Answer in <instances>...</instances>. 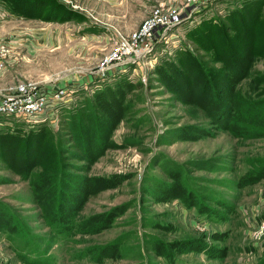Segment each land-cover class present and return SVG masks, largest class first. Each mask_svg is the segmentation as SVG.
<instances>
[{"label":"rangeland","instance_id":"1","mask_svg":"<svg viewBox=\"0 0 264 264\" xmlns=\"http://www.w3.org/2000/svg\"><path fill=\"white\" fill-rule=\"evenodd\" d=\"M49 1L67 9L29 17L0 0V93L26 81L51 93L73 86L57 123H45L52 138L62 114L82 113L106 118L109 145L89 163L66 139L69 180L99 188L64 224L30 183L44 165L24 177L0 151V264H264V0H213L186 19L181 0ZM250 9L255 53L232 76L215 36L225 27L237 42L231 26ZM155 10L181 21L159 30L143 61L98 77L116 49L144 52L148 40L133 35ZM188 54L220 78L228 103L190 101L181 79L194 75L171 72ZM1 128L33 127L0 115Z\"/></svg>","mask_w":264,"mask_h":264},{"label":"trees","instance_id":"2","mask_svg":"<svg viewBox=\"0 0 264 264\" xmlns=\"http://www.w3.org/2000/svg\"><path fill=\"white\" fill-rule=\"evenodd\" d=\"M12 3L15 12L29 17H44L46 13H49L47 15L56 17L58 14H56L55 10L62 12L67 9L59 3L56 4V2L54 3L49 0H12ZM239 16V26H231L236 30L237 42L236 39L227 38L228 36H226L225 32L229 31H225V27L218 28L217 36H215V40L218 39L226 47L223 54H229V57L224 55L223 62L226 68L228 65V69H230L229 74H232V76L235 72L230 71L236 69L235 71L237 72L239 66L255 53L253 42L256 37L255 24L259 18L257 10H244L239 13ZM228 30L230 29L228 28ZM242 42L245 44H242ZM181 64L184 65L186 70L175 66L171 72H187L194 75L191 79L187 77L181 79L186 84L185 89L187 87L190 88L188 91V94L191 95L189 97L190 101L199 102V105H202L206 110L211 109L216 103H221L220 100L223 103L230 101L225 91H219V88H217L220 78L214 76L212 73L203 74V72H206V67L199 57L188 54ZM244 70H247V66ZM207 72L211 71L208 70ZM222 77L230 78L224 75ZM204 100L206 102L202 104L200 101ZM247 103L248 101L239 102V104L246 106ZM235 109L236 106H233L232 110ZM61 117L60 127L63 134L54 139L45 123L38 124L25 131L22 128H16L12 131L1 128L0 151L2 156L7 158V162L11 166L17 167L19 174L24 177H29L34 167L44 165L45 169L31 176L33 178L30 183L33 186V191L42 203H45L46 207L50 210L55 209L54 213L59 217V222L63 221L64 224L63 218L79 210L86 197L93 190L99 188L96 181L95 183L90 181L84 187L83 182L73 184L69 180L70 174L63 168L65 164L64 157L68 154V149L65 147L66 139L70 138V141L78 149L77 152L73 151L72 154L92 163L107 149L109 145V131L107 125L104 123L106 118L101 120L94 116L84 117L82 113L81 118H76V113L73 112L62 114ZM211 117L214 116L212 115ZM226 129H230V126H227ZM91 185L94 186L89 188ZM44 189H46V192ZM112 213L113 211L109 212L108 215H112ZM63 224H57V226L63 227Z\"/></svg>","mask_w":264,"mask_h":264},{"label":"built area","instance_id":"3","mask_svg":"<svg viewBox=\"0 0 264 264\" xmlns=\"http://www.w3.org/2000/svg\"><path fill=\"white\" fill-rule=\"evenodd\" d=\"M181 1L183 4L180 6L183 7V11L187 10L186 6L190 8V10L186 11L188 13L184 18L186 19L187 17L189 18V15L205 9L213 0ZM180 21L181 17L178 13L168 12L160 15L159 11L155 10L153 15L143 23L140 30L133 35L134 39H136L135 43L148 40L149 43H147L144 52L134 55L128 48H118L104 59V62L98 66L94 73L98 77H104L110 69L117 68L118 65L135 60L140 63L152 49L151 39H156L159 30L163 28L168 31L172 25ZM123 46L129 47L126 42H123ZM122 54H127L129 57L124 59ZM57 88L56 92L51 93L47 89L39 90L35 81L19 82L7 88L4 93H0V115L20 120L29 127H34L41 123L56 124L59 108L63 103L71 99L69 97L75 90L73 86L68 85L64 87L58 86Z\"/></svg>","mask_w":264,"mask_h":264}]
</instances>
